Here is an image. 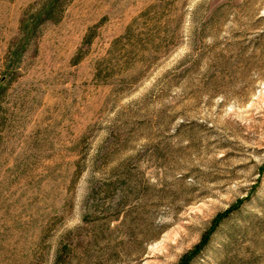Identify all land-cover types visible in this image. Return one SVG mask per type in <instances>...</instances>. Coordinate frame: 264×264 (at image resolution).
Listing matches in <instances>:
<instances>
[{
  "label": "rangeland",
  "instance_id": "374dc122",
  "mask_svg": "<svg viewBox=\"0 0 264 264\" xmlns=\"http://www.w3.org/2000/svg\"><path fill=\"white\" fill-rule=\"evenodd\" d=\"M234 206L190 264H264V0H0V264H177Z\"/></svg>",
  "mask_w": 264,
  "mask_h": 264
},
{
  "label": "trees",
  "instance_id": "16d2710c",
  "mask_svg": "<svg viewBox=\"0 0 264 264\" xmlns=\"http://www.w3.org/2000/svg\"><path fill=\"white\" fill-rule=\"evenodd\" d=\"M56 3V2H55ZM55 3H53L49 9L48 13H51L52 11H56L58 6H55ZM236 207H231L230 209L226 210L225 212H222L216 217L213 222L211 223V226L205 231L203 234L201 240L193 247V249L187 251L181 256V259L178 261L177 264H190L197 255L200 254V252L205 248L206 245H208L209 241L211 240L212 235L215 233L216 229L219 227V225L226 219L227 215L230 214Z\"/></svg>",
  "mask_w": 264,
  "mask_h": 264
}]
</instances>
